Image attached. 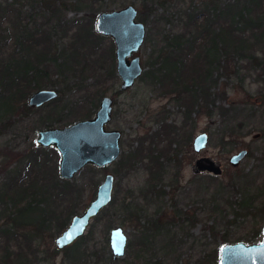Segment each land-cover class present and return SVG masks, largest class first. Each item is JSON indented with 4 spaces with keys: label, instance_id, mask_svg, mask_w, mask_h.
<instances>
[{
    "label": "rangeland",
    "instance_id": "1",
    "mask_svg": "<svg viewBox=\"0 0 264 264\" xmlns=\"http://www.w3.org/2000/svg\"><path fill=\"white\" fill-rule=\"evenodd\" d=\"M76 1L64 0V7L59 9L55 17H49V12L43 11L36 4L34 9L30 6L23 8L24 12L31 9L38 15L36 25L41 23L45 28L55 27L53 39L56 45L55 55L59 62L66 64L68 70L64 71L63 76H54L53 85L48 87L58 92L57 100L48 104L39 113L31 112L27 116L16 114L8 123H0V187L10 178L21 177L19 185L21 188H28L29 194L35 200L29 214L22 215L16 221L17 225L14 228L17 239L12 243V251L15 253L22 251L20 259L26 264L69 263L63 250L55 249L54 240L63 230L56 232L54 220L46 222L45 231L36 237L30 224L32 218L40 220L47 214H61L68 201L62 194L64 180L59 177L58 152L53 148L39 147L36 139L37 131L45 129L49 124H52L53 128H62L82 120L74 116L78 113L75 112L74 106L78 111L80 106L83 108L87 106L83 97L87 96L88 90L93 92L95 105L89 118L93 117L101 97L110 96L114 99L112 120L107 128L121 132V154L110 167L100 170L87 166L72 180L67 181L69 190H73L74 187L77 188V192L80 190L82 196L80 202H84L85 205L74 215L82 214L94 198L96 188L104 176L111 174L115 180L113 196L118 195V201L124 198L125 201L138 198V203L144 205V208L150 203L149 214L159 209L167 213H163L164 219H167L174 204L176 211L178 209L186 213L196 211L199 214L200 222L189 230L190 236L184 238L181 230L178 231V226L183 225L182 223L172 228L173 248L167 253L161 252V239L155 240L154 246L157 247L155 257L156 260H162L161 264H195L214 240L206 227L212 228L220 235L228 234L229 244L261 242L264 231L261 235L257 234L256 238L251 236L256 231L259 232L264 224V68L250 67L247 70L245 65L241 64L238 73L231 75L230 78L218 73V82L211 93L215 101L213 107L222 108L223 113L208 106V109H212L210 115L204 110L194 112L184 125L182 103L175 101L173 95L164 94L162 89L158 85H153L150 80L139 78L133 87L120 92V79L115 71V46L110 38L101 37L95 32V18L92 17L128 5H133L137 9V21L145 20L143 24L146 34L144 43L135 56L140 57L144 72L147 69L146 63L151 61L159 35L168 29L167 26H160L157 27L159 30L157 35L151 33L153 20L164 13L173 17L179 15L180 8L175 4L178 0H158L153 4L152 12L143 7L142 0H79L78 3ZM7 2H14L15 9L20 7L15 0ZM41 15L44 17L40 18ZM57 20L60 22L58 26ZM76 20L87 24L93 36L101 39L93 37V44L85 45L75 42L77 27L70 26L72 21ZM9 47L12 48V43ZM111 49L116 78L114 76L107 78L104 75V71L110 67L108 56ZM34 92L26 94L27 99ZM161 117H166L168 124L183 126V132H190L191 137L188 141L182 138L171 145V149L177 151L178 181L171 186L168 183L170 178L161 181L163 195L153 202L151 200L153 197L147 189L145 168L140 163L131 160L126 162L124 159L129 152L136 149L141 140L148 139V134L156 129L157 120ZM56 120L60 122L55 123ZM202 133L208 136V143L204 150L196 153L192 149V142ZM242 150L248 152L247 156L239 166L232 167L229 163L230 158ZM165 170L167 173L170 171L171 174L174 173L169 165ZM244 198L249 199L248 206L241 208L238 204H241ZM21 203L23 206L25 201ZM114 214L105 210L91 220L84 235L86 239H90L88 249H91V252H98L105 245L106 256L99 253L89 255L84 264H104L107 257L111 258L107 238L110 230L117 226L123 228L127 236V246L125 255L115 262L123 264L122 261L127 259V254H132L136 250L134 245L139 235L137 227L125 220L121 209ZM72 216H69L67 224ZM8 219L3 218L0 223H9ZM24 221L28 223L22 225L21 222ZM182 228L185 232L188 231L186 226L183 225ZM211 247L220 250L219 245ZM88 253L90 254V251ZM97 256L99 258L96 260Z\"/></svg>",
    "mask_w": 264,
    "mask_h": 264
},
{
    "label": "trees",
    "instance_id": "2",
    "mask_svg": "<svg viewBox=\"0 0 264 264\" xmlns=\"http://www.w3.org/2000/svg\"><path fill=\"white\" fill-rule=\"evenodd\" d=\"M15 1L20 5L18 9L14 8V2L0 0V123H8L16 114L27 116L31 112H41L32 110L27 105L26 94L51 87L54 76H63L64 71L68 70L66 64L59 62L55 55L56 45L53 42L55 27L45 28L41 23L36 25L38 15L31 9L29 12L23 11L25 6L34 9L36 4L43 11L49 12V17H55L59 9L64 7V0ZM157 1L142 0L143 7L152 12V6ZM175 4L180 8L179 15L173 17L164 13L153 20L151 33L157 35L159 32L157 27L160 26H167L168 29L162 34L159 33L151 61L146 63L147 69L140 78L150 80L153 85H158L164 94L173 95L175 101L182 103L184 106L182 119L185 125L191 114L200 110L209 115L212 109L223 113L222 108L213 107L215 101L211 93L218 82V73L230 78L231 75L238 73L241 64H244L247 70L250 67L264 68V0H188V2L178 0ZM42 17L44 16L41 15L40 18ZM92 17L96 18L93 15ZM58 21L56 26L60 23ZM142 23H145V20H142ZM72 26L77 27L74 41L81 45L93 44V37L101 39L93 36L87 24L76 20L72 21L70 27ZM10 43L12 48L9 47ZM108 57L110 67L104 71V75L107 78L115 77L112 49ZM86 94L83 100L87 106L84 108L80 106L79 111L74 106L75 112H78L74 116L80 119L89 118L95 106L93 92L88 90ZM208 106L212 109H208ZM58 122L60 121H55ZM157 123L156 129L148 134V139L141 140L136 149L129 152L124 159L126 162L131 160L140 163L145 168L147 189L153 197L151 199L153 202L163 195L161 181L170 178L168 182L170 186L178 181L177 151L172 150L171 145L182 138L188 141L191 137L190 132H183V126L168 124L166 117L159 118ZM52 126L49 124L46 128ZM168 165L174 172L172 174L171 171L168 172L171 175L165 170ZM20 180L21 177L15 176L0 187V220L9 218V223H0V264H26L20 259L22 251L15 253L11 249L12 243L17 239L14 228L17 219L29 214L32 205H35L28 188H21L19 185ZM63 185L62 194L67 197V205L59 215L52 213L42 216L40 220L30 219L35 237L45 231L46 222L50 223L53 220L56 232L64 230L68 225L69 216L74 215L80 207L81 209L85 207L84 202H80L82 197L80 190L77 192L75 187L69 190L65 180ZM245 198L238 204L241 208L248 206L249 199ZM22 200L25 201L23 206ZM125 200L126 198L118 201V195H114L111 203L103 210L114 214L121 209L125 220L133 223L139 232L134 245L136 250L132 254H127V259L122 261L123 264H161L162 260H156L155 257L157 248L154 246L155 240L161 239L160 249L165 254L173 248L171 231L176 224L182 223L188 228L185 232L183 225L178 226V231L181 230L185 238L190 236L189 230L200 222L196 211L192 213L180 209L176 211L175 204L171 207L173 211L171 210L167 219H164L162 215L165 212L161 209L152 214L148 213L150 203L144 208V205L138 203V198ZM21 223L26 225L28 222ZM263 225L259 232L256 231L251 236L252 238H256L257 234H263ZM206 228L214 240L209 243V249L204 251L203 256L196 260L195 264H218L219 250L210 246L216 244L221 247L228 243L229 236L226 233L220 235L210 227ZM89 241L90 239L83 236L63 249L68 257V264H84L89 255L97 253L106 256L105 245L102 250L91 252V249H88ZM26 255L25 252L24 256ZM95 258L97 260L99 257ZM110 259L107 257L104 264H117Z\"/></svg>",
    "mask_w": 264,
    "mask_h": 264
},
{
    "label": "water",
    "instance_id": "3",
    "mask_svg": "<svg viewBox=\"0 0 264 264\" xmlns=\"http://www.w3.org/2000/svg\"><path fill=\"white\" fill-rule=\"evenodd\" d=\"M138 11L133 5L119 10L99 13L95 18V32L104 38H110L115 46V71L120 79V91L125 92L141 77L143 67L139 56L135 54L142 47L146 29L137 21ZM58 93L54 89L35 91L27 100L29 107L39 109L55 100ZM113 99L103 96L92 118L79 120L62 128H47L37 131L36 143L41 148H54L59 156V177L70 181L82 169L91 166L105 169L115 163L121 154L119 130H107L112 120ZM208 143L205 133L197 135L192 142V149L198 153ZM247 156L242 150L233 155L229 163L236 168ZM114 176L106 174L97 186L94 198L82 214L71 217L66 228L55 238L57 251L69 247L85 235L94 218H96L112 201ZM71 236V239L66 237ZM112 261L125 255L127 236L122 227L110 230L107 238ZM218 264H264V237L259 243L245 244L237 242L223 244L219 250Z\"/></svg>",
    "mask_w": 264,
    "mask_h": 264
},
{
    "label": "flooded vegetation",
    "instance_id": "4",
    "mask_svg": "<svg viewBox=\"0 0 264 264\" xmlns=\"http://www.w3.org/2000/svg\"><path fill=\"white\" fill-rule=\"evenodd\" d=\"M114 44V43H113ZM47 89H49V88H47ZM120 90V89H119ZM121 92V91H120ZM58 93V92H57ZM59 98V94H58V97L55 99V100H57ZM102 98V97H101ZM113 99V98H112ZM28 100V99H27ZM55 100H53V101H55ZM53 101H51V102H53ZM51 102H49V103H47V104H45L43 107H41V108H39V109H34V108H32L31 107V109L32 110H42L44 107H46L48 104H50ZM99 103H100V101H99ZM98 107H99V105H98ZM113 107H114V99H113ZM98 109V108H97ZM97 109H96V111H97ZM96 111H95V113H96ZM95 113H94V115H95ZM112 114H113V110H112ZM93 115V116H94ZM87 119H89V118H87ZM83 120V119H82ZM48 128H53V127H48ZM45 129H47V128H45ZM106 129L107 130H110V129H108L107 127H106ZM40 147V146H39ZM47 149H49V148H47ZM54 149V148H53ZM248 153V152H247Z\"/></svg>",
    "mask_w": 264,
    "mask_h": 264
},
{
    "label": "snow or ice",
    "instance_id": "5",
    "mask_svg": "<svg viewBox=\"0 0 264 264\" xmlns=\"http://www.w3.org/2000/svg\"><path fill=\"white\" fill-rule=\"evenodd\" d=\"M66 239H71V236L66 237Z\"/></svg>",
    "mask_w": 264,
    "mask_h": 264
},
{
    "label": "bare ground",
    "instance_id": "6",
    "mask_svg": "<svg viewBox=\"0 0 264 264\" xmlns=\"http://www.w3.org/2000/svg\"><path fill=\"white\" fill-rule=\"evenodd\" d=\"M28 105V104H27ZM31 108V107H30Z\"/></svg>",
    "mask_w": 264,
    "mask_h": 264
}]
</instances>
